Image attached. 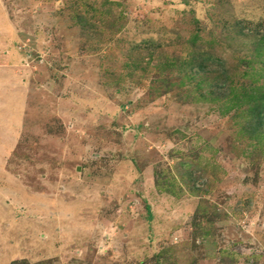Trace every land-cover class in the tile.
Wrapping results in <instances>:
<instances>
[{
    "label": "rangeland",
    "instance_id": "1",
    "mask_svg": "<svg viewBox=\"0 0 264 264\" xmlns=\"http://www.w3.org/2000/svg\"><path fill=\"white\" fill-rule=\"evenodd\" d=\"M258 49L264 0H0V264H264Z\"/></svg>",
    "mask_w": 264,
    "mask_h": 264
},
{
    "label": "trees",
    "instance_id": "2",
    "mask_svg": "<svg viewBox=\"0 0 264 264\" xmlns=\"http://www.w3.org/2000/svg\"><path fill=\"white\" fill-rule=\"evenodd\" d=\"M82 20H83V24H87V20H85V19H82ZM262 50L263 49L257 50L259 56L264 55V51H262ZM201 69H203V68L201 67ZM257 109H258V111H257ZM251 113L254 116H256V118H258V123H256L255 125L250 124V129L247 131L254 136V139L259 138L260 140L264 141V131H261L262 129H264V121H263L264 120V97L262 98V100L257 102L256 109H253L251 111ZM158 189H159V191H164V188H162L160 185H158ZM149 211H150V209H149ZM205 212L206 211L204 210L203 213H205ZM201 226L202 225L199 226V224H198V227L201 228ZM202 237L204 239L208 238L209 233L208 232L203 233ZM157 256H158V258H160L163 256V253H160Z\"/></svg>",
    "mask_w": 264,
    "mask_h": 264
}]
</instances>
